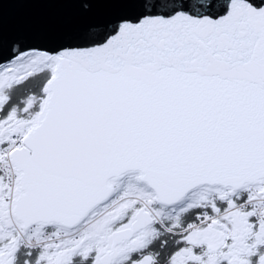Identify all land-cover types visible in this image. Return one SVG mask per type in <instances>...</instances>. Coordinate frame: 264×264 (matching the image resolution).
<instances>
[{
	"label": "snow or ice",
	"instance_id": "obj_1",
	"mask_svg": "<svg viewBox=\"0 0 264 264\" xmlns=\"http://www.w3.org/2000/svg\"><path fill=\"white\" fill-rule=\"evenodd\" d=\"M0 264H264V0H0Z\"/></svg>",
	"mask_w": 264,
	"mask_h": 264
},
{
	"label": "water",
	"instance_id": "obj_2",
	"mask_svg": "<svg viewBox=\"0 0 264 264\" xmlns=\"http://www.w3.org/2000/svg\"><path fill=\"white\" fill-rule=\"evenodd\" d=\"M17 14V10L15 8L11 9L9 15L10 16H15Z\"/></svg>",
	"mask_w": 264,
	"mask_h": 264
}]
</instances>
